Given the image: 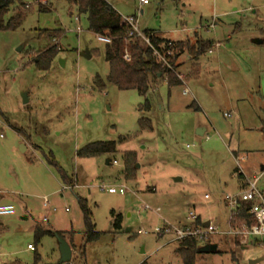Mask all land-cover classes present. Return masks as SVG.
<instances>
[{"label": "rangeland", "instance_id": "rangeland-1", "mask_svg": "<svg viewBox=\"0 0 264 264\" xmlns=\"http://www.w3.org/2000/svg\"><path fill=\"white\" fill-rule=\"evenodd\" d=\"M23 1L28 13L21 26L0 31V203L16 208L0 216V264H67L60 262L58 237L37 241V226L72 230L66 232L69 240L74 237L71 264H184L178 243L159 230L189 222L192 211L227 226L224 196L236 193L239 184L235 152L250 178L261 175L258 187L264 191V0H150L143 8L138 0H107L123 16L142 9V30L175 41L194 40L198 33L220 43L197 61L182 56L175 67L182 83L169 86L161 78L147 97L109 80L105 43L76 6L67 0ZM40 4L51 11L41 12ZM58 28L64 34L52 40L39 34ZM51 45L60 53L49 70L38 69L35 58ZM87 49L91 58L83 55ZM142 119L153 128H141ZM99 141L120 143L118 152L78 156ZM50 153L77 180L73 189H64ZM126 166L134 178L126 177ZM110 186H123L125 193H109ZM80 197L101 232L83 257ZM113 213L122 215L119 229ZM210 242L218 250L200 251L195 264H251L260 258L254 264H264V236L236 244L215 234Z\"/></svg>", "mask_w": 264, "mask_h": 264}, {"label": "trees", "instance_id": "trees-1", "mask_svg": "<svg viewBox=\"0 0 264 264\" xmlns=\"http://www.w3.org/2000/svg\"><path fill=\"white\" fill-rule=\"evenodd\" d=\"M69 4L76 6L80 15H85L88 20V28L95 34H102L112 39L111 43H105L104 57L110 65L109 80L117 85L120 89L128 90L135 89L140 95L148 96L153 82L159 77L165 78L168 81L169 86H175L182 83L176 72L164 67L152 54V49L141 37H129L130 26L125 24L122 19V14L107 0H67ZM18 4L15 13L6 19V15L10 11V8ZM52 8L40 4L39 10L41 12H49ZM28 10L25 9V3L23 0H0V31L1 30H15L19 28L25 19ZM149 34V31H145ZM63 33L64 29H43L40 30V35L45 34L48 39H55L56 35ZM152 41L155 45L167 42L169 40L160 38L156 34L152 37ZM180 53L185 50L195 57H200L212 47V42L197 40L196 43L190 44V42H178ZM128 48L130 59L125 58V51ZM60 49L56 45L49 46L43 53L35 58V64L38 69L49 70L53 61L60 53ZM98 51V50H96ZM176 66L177 60L172 61ZM145 107L151 108V103L146 99ZM141 128L152 129L151 121L147 119L141 120ZM124 139L120 140L122 143ZM116 141H99L86 145L79 150L78 156L80 157H96L106 154H115L118 152V145ZM48 160L51 164L58 166L52 153L49 154ZM125 163L128 165V159L125 158ZM128 167V168H127ZM60 168V167H59ZM129 166H126V177L134 178V174L129 170ZM62 179L67 185H72L74 179L69 178L68 175L60 168ZM238 172V171H236ZM242 180V176L238 175ZM81 209L83 211V218L85 224L84 230V244L80 246L79 251L82 257L85 255L86 245L96 242L101 232L98 231L96 224L93 221V214L89 208L87 201L83 198H79ZM249 207L250 204H247ZM114 227L119 229L121 227L122 215H116L115 213ZM239 217L241 220H245L248 224H252L254 219L251 215L247 214L246 210L240 212ZM71 234V232H67ZM73 233V232H72ZM60 235L66 237V232L52 231L43 229L37 226L35 229V238L37 241L45 235ZM72 239V237H70ZM235 243L239 241L234 239ZM209 242L207 244H211ZM206 245V244H205ZM203 246L196 239L188 238L178 243L177 253L182 257L184 264H195L196 256L201 251ZM36 260H40V255L37 254ZM11 264H23L19 261H15Z\"/></svg>", "mask_w": 264, "mask_h": 264}, {"label": "built area", "instance_id": "built-area-1", "mask_svg": "<svg viewBox=\"0 0 264 264\" xmlns=\"http://www.w3.org/2000/svg\"><path fill=\"white\" fill-rule=\"evenodd\" d=\"M140 8L150 3V0H138ZM142 9L138 14L132 16H123V22L130 26L129 37H141L147 45L152 49V54L156 60H158L164 67L169 70L176 72V66L173 64V60H177L182 54L180 53L178 42L174 40H169L167 42H162L161 44L155 45L152 41V37L156 32H151L147 34L140 27V14ZM78 19V17H77ZM80 31V30H79ZM98 39L104 43H111L112 39L108 36L97 34ZM125 58L130 59V54L128 48L125 51ZM178 77L184 79L181 74ZM184 93H189V89H185ZM230 116L229 114H226ZM238 164V174L242 176L244 182L243 188H241L236 193H227L224 196V204L228 208L229 216L227 226L221 228L219 225L214 224L211 220L209 224L200 218L193 211L190 212L188 220L180 224L179 226L167 225L165 228L159 230V234L170 235V242L179 243L182 240L192 238L199 242L205 244L209 243L212 235L222 234L226 237H233L239 242L246 244L250 242L251 238H258L264 236V191L258 187L261 175L257 173L250 178L241 167V158H237ZM115 163H117L115 161ZM73 186L66 185L64 189H71ZM104 189V187H102ZM109 193H125V187H115L110 186L108 189ZM205 198H209L206 194ZM49 202L45 201L44 205L48 206ZM247 204H250L248 207ZM150 208L149 205L146 206ZM159 211L160 208H157ZM246 210L247 214L251 215L254 219L252 224H248L245 220H241L239 214L241 211ZM16 213V208L13 204H0V216L12 215ZM139 233L142 231L139 230ZM30 249H34L33 245H29ZM71 264V263H67Z\"/></svg>", "mask_w": 264, "mask_h": 264}, {"label": "crops", "instance_id": "crops-1", "mask_svg": "<svg viewBox=\"0 0 264 264\" xmlns=\"http://www.w3.org/2000/svg\"><path fill=\"white\" fill-rule=\"evenodd\" d=\"M142 12H143V10H142ZM80 18L78 17V20H79ZM144 32L145 31H149V33H151V32H156V31H154V30H143ZM156 35L157 36H159L160 38H163V39H166V38H164L163 36H161V35H159L158 34V32H156ZM189 38V37H188ZM188 38H186V39H188ZM186 39H184V40H176V41H178V42H183V41H186ZM167 40H172V39H167ZM197 40H203V41H210V40H205V39H203V38H201L200 36H199V34L198 33H196V36H195V39L194 40H192V39H190L189 38V40H187L186 42H190V44H194V43H196L197 42ZM175 41V40H174ZM210 42H212V47L208 50L209 52H212L213 50V47L216 45V46H219L220 45V43L219 42H215V41H210ZM207 51V52H208ZM206 53V52H205ZM185 54H188L189 56H190V58H196V61L197 60H199L200 59V57H195L193 54H190L189 52H187L186 50L184 51V52H182V54L178 57V59H177V62H176V67H178L179 65H180V63H182V61H181V57L182 56H184ZM178 74H180V73H178ZM161 79V77H159L157 80H160ZM165 79V78H164ZM157 80H155L153 83H156V81ZM152 88H153V85H152ZM151 88V89H152ZM185 89H188V88H185ZM184 92H185V90H184ZM150 93V92H149ZM205 129H203V128H200L199 129V131H198V134L199 135H204L205 134ZM189 146V145H188ZM234 155H235V157H236V160H237V158L240 156V153L239 152H235L234 153ZM240 158V157H239ZM243 158H241V160H242ZM109 159H108V161H107V163L109 164ZM115 162V161H114ZM113 162V163H114ZM117 163L116 164H118L119 163V161H116ZM264 168V167H263ZM262 168V170H264ZM245 172V171H244ZM246 173V172H245ZM76 183H77V180H74ZM73 187L71 188V189H73L74 188V186L75 185H72ZM243 186H244V182H243V180H241L240 178H239V184H238V186H237V191H239L241 188H243ZM237 191H235V192H237ZM0 204H11V203H0ZM14 205V204H13ZM225 205V204H224ZM45 207H48V206H45ZM46 219V218H45ZM206 221V220H205ZM207 221H210V220H207ZM55 231H59V230H55ZM70 231H72V230H69V231H62V232H70ZM73 238L74 237H72V239H68V238H65L68 242H69V244L71 245V247H72V249H73V252H74V247H75V245L73 244ZM234 239V238H233ZM90 244V243H89ZM29 245H31V244H29ZM29 245H28V247H29Z\"/></svg>", "mask_w": 264, "mask_h": 264}, {"label": "water", "instance_id": "water-1", "mask_svg": "<svg viewBox=\"0 0 264 264\" xmlns=\"http://www.w3.org/2000/svg\"><path fill=\"white\" fill-rule=\"evenodd\" d=\"M255 42L260 44V43H263V40L256 39ZM83 55L86 56L87 58H91V54H90V51L88 49L83 53ZM25 99H26L25 101L27 102L28 98H26V96H25ZM208 224H209V221L206 222V225H208ZM56 236L58 237V240H59V248H60V252H61L60 262L61 263H68L72 259L73 249H72L71 245L69 244V242L64 237H62L58 234H56ZM217 250H218V244L217 243L206 244L201 248V252H209V251L215 252ZM260 260H261V258L256 259V260H252L251 264H254Z\"/></svg>", "mask_w": 264, "mask_h": 264}]
</instances>
